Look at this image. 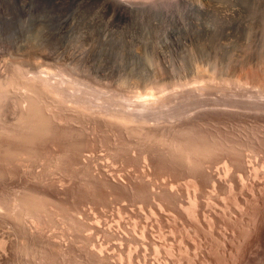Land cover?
I'll list each match as a JSON object with an SVG mask.
<instances>
[{"label": "rangeland", "instance_id": "374dc122", "mask_svg": "<svg viewBox=\"0 0 264 264\" xmlns=\"http://www.w3.org/2000/svg\"><path fill=\"white\" fill-rule=\"evenodd\" d=\"M227 1L0 0V264H264V19Z\"/></svg>", "mask_w": 264, "mask_h": 264}, {"label": "bare ground", "instance_id": "6f19581e", "mask_svg": "<svg viewBox=\"0 0 264 264\" xmlns=\"http://www.w3.org/2000/svg\"><path fill=\"white\" fill-rule=\"evenodd\" d=\"M93 1H96L97 3H100L102 6H101V8H105L106 9V11L108 12V13H113L115 16H117L118 18H120V19H126V18H130L131 20H132V18H134V20H137V18L139 19V18H141L142 20L143 19H147V20H153V19H151V18H153V17H151L152 15H154L155 13H157V12H163L164 10L163 9H158V8H160V7H157L158 5H160V4H153V5H151V6H149L148 4H150V2H162V0H93ZM217 0H177V2H176V5H174V6H177V9H175L174 11H172L171 13H170V17H171V19L172 20H174V22H173V24H175L176 25V22L177 23H182L181 21H183L184 19H186L185 17H188L189 18V15L191 14V12L193 11L194 13H192L193 15L195 14V13H197V12H200L199 14H203V15H205V16H209V14L210 15H214L215 16V18H217V13H215V12H217L216 11V9H214V11H212V9H211V5L214 3V2H216ZM219 1V0H218ZM221 1V0H220ZM224 1H227V0H224ZM231 3H232V5L233 6H229V4L230 3H228V1L226 2V3H228L227 5H228V7L230 8V10L229 11H231L232 12V17H234V18H231L232 20L233 19H235V17L236 16H234V15H236L237 14V12H239L240 13V11H239V7H241L242 8V6L245 8V10H246V8L247 7H249L252 11V13L254 12L255 14L257 13V14H259L260 15V17L262 18V19H264V0H229ZM216 4V3H215ZM223 5V4H222ZM225 5V4H224ZM223 5V6H224ZM231 5V4H230ZM219 6V5H218ZM227 7V9H229ZM233 7V8H232ZM32 8V7H31ZM222 8V7H221ZM219 9V10H222V9ZM232 8V9H231ZM244 8H243V10H244ZM29 9V8H28ZM227 9H226V11H227ZM238 9V10H237ZM250 9H249V11H247L248 12V14L249 13H251L250 12ZM34 10V9H33ZM225 9H224V7H223V10L222 11H224ZM222 11H220L221 13H225V11L224 12H222ZM211 12H214V13H211ZM231 12H229V13H231ZM251 13V14H252ZM254 13L252 14V15H254ZM198 14V13H197ZM228 14V13H227ZM240 14H242V13H240ZM240 14H239V16H238V19L240 20ZM245 14H246V16H247V13H243V15L245 16ZM250 15V14H249ZM202 16V15H201ZM231 16V15H230ZM244 16H241V18L242 17H244ZM254 16H257V15H254ZM254 16H251V18L252 17H254ZM204 17V16H203ZM210 17V16H209ZM208 17V18H209ZM218 17L220 18L221 16H219L218 15ZM228 17H229V15H228ZM249 17V16H248ZM191 18V17H190ZM193 18V17H192ZM195 18H196V16H195ZM207 18V19H208ZM215 18H214V20H215ZM237 18V17H236ZM244 18H247V17H244ZM250 18V17H249ZM194 19V18H193ZM191 20L192 21V24H191V26L192 25H194L193 23L195 22V20ZM210 19V18H209ZM218 19V18H217ZM230 19V18H229ZM228 19V20H229ZM243 19V18H242ZM241 19V20H242ZM248 19V18H247ZM253 19V18H252ZM251 19V20H252ZM261 19V20H262ZM67 20V19H66ZM140 20V19H139ZM236 20V19H235ZM259 20V19H258ZM68 21V20H67ZM133 21V20H132ZM141 21V20H140ZM194 21V22H193ZM238 21V20H237ZM245 21H246V19H245ZM245 21H243V22H245ZM250 21V20H249ZM149 22H151V21H149ZM189 22H190V20H189ZM233 22L234 23H236L234 20H233ZM241 22V21H240ZM258 22V21H257ZM263 22V21H262ZM230 23H232V21L230 22ZM234 23H232V24H234ZM237 23H239V21L237 22ZM155 25V23L154 22H152V23H150V25ZM189 24V23H188ZM263 24V23H262ZM178 25V24H177ZM176 25V26H177ZM241 25H242V23H241ZM249 25V24H248ZM259 25V24H258ZM187 26V25H186ZM188 26H190V25H188ZM252 26V25H251ZM64 27V26H63ZM60 28L55 34V36L56 37H61L62 38V40H64V38H65V36H67V35H69V32L67 31V30H65L64 28ZM230 27V26H229ZM234 27H236V26H234ZM248 27V26H247ZM249 28V27H248ZM209 31L210 30H212V28L211 27H209V29H208ZM229 30V29H228ZM19 31V30H18ZM187 32V30H184V32ZM230 31V30H229ZM27 32V30H23V31H21V32H19L20 34H23V33H26ZM185 32V34L187 35V33ZM212 32V31H211ZM19 33H17V34H19ZM264 34V33H263ZM184 35V34H183ZM204 71V70H203ZM37 78V77H36ZM29 80V79H28ZM33 88V87H32ZM156 88V87H155ZM184 92V91H183ZM191 94V93H190ZM200 94H202L201 92H200ZM157 96V95H156ZM162 96V95H161ZM189 97V96H188ZM187 97V98H188ZM203 97V96H202ZM201 97V98H202ZM159 99V98H158ZM187 100V99H186ZM198 100V99H197ZM149 101V100H148ZM148 101H147V103H148ZM32 102V101H31ZM35 103V102H34ZM147 103H145V104H147ZM150 103V102H149ZM157 103V102H156ZM200 104V103H199ZM204 104V103H203ZM150 105V104H149ZM229 105V104H228ZM141 106H143L144 108L146 107V106H148V104L147 105H144V104H142ZM141 106H139V107H141ZM231 106V105H230ZM139 107H137V108H139ZM150 107V106H149ZM148 107V108H149ZM219 108V107H218ZM220 108H221V106H220ZM36 109V108H35ZM214 109V108H213ZM226 109V108H225ZM136 110V109H135ZM193 110V109H192ZM229 110V109H228ZM34 111V110H33ZM131 111V110H130ZM143 110H141V111H139V112H142ZM145 111V110H144ZM199 111V110H198ZM225 111V110H224ZM133 112V111H132ZM151 112V111H150ZM156 112V111H155ZM228 112V111H227ZM123 113V112H122ZM138 113V112H137ZM131 114V113H130ZM139 114V113H138ZM189 114H191V113H189ZM120 115H122V114H120ZM124 115V114H123ZM192 115H195V114H192ZM147 116V115H146ZM159 116V115H158ZM120 117V116H119ZM118 117V118H119ZM136 118V117H135ZM188 119V118H187ZM137 121V120H136ZM179 121V120H178ZM175 124V123H174ZM158 127V126H157ZM176 127V126H175ZM153 128V127H152ZM162 130V129H161ZM170 131V130H169ZM149 132V131H148ZM173 147V146H172ZM204 151V150H203ZM189 153V152H188ZM149 156V155H148ZM89 157V156H88ZM243 158V157H242ZM232 159V158H231ZM245 159V158H244ZM244 159H238V162H240V163H238L239 164V168H241V172L242 171H244L245 173H249L250 172V170H249V166H248V164H247V162L246 161H244ZM235 160V159H234ZM84 161H85V159H84ZM84 161H82V162H84ZM233 161V160H232ZM145 162V161H144ZM151 162V161H150ZM235 162V161H234ZM147 163V162H146ZM232 163V162H231ZM249 163V162H248ZM85 164V163H84ZM89 164H90V162H89ZM151 165V164H150ZM155 165V164H154ZM235 165V164H234ZM235 165V166H236ZM250 165V164H249ZM89 166V165H88ZM236 166V167H237ZM235 167V168H236ZM251 167V166H250ZM106 168V167H105ZM97 170V169H96ZM100 170H101V168H100ZM204 170H206V169H204ZM110 171V170H109ZM190 171V170H189ZM209 171V170H208ZM218 171V170H217ZM238 172H239V169L237 170ZM99 172V171H98ZM102 172V171H101ZM104 173L106 172V170L105 171H103ZM108 172V171H107ZM106 172V173H107ZM97 173V172H96ZM111 173V172H110ZM95 174V173H94ZM99 174V173H98ZM145 174V173H144ZM210 174V173H209ZM211 174H213V173H211ZM96 175V174H95ZM215 175H217L216 174V172H215ZM101 176V175H100ZM104 176H105V180H106V178L107 179H109V183H110V181H112L111 180V177H109V173H107V174H104ZM221 176V175H220ZM209 177V176H208ZM210 177H211V179H210V181L212 180V182H214V184H216V183H220L222 180H220L221 179V177H219V178H217L216 176H214V175H210ZM226 177V176H225ZM224 177V178H225ZM100 179H102V178H100ZM99 179V180H100ZM113 179V178H112ZM113 181H114V179H113ZM226 181V180H225ZM115 182V181H114ZM113 182V183H114ZM223 182V181H222ZM121 183V182H120ZM208 183V182H207ZM116 184H117V182H116ZM109 185V184H108ZM120 185V184H119ZM218 185V184H217ZM118 186V185H117ZM118 188V187H117ZM153 190H154V188H153ZM158 190H160V189H158ZM195 190V189H194ZM160 192V191H159ZM154 193H156V192H154ZM261 193V192H260ZM158 194V193H157ZM232 195V194H231ZM149 196V195H148ZM263 196V195H262ZM151 197V196H150ZM160 197V196H159ZM256 198H258V197H256ZM255 199V198H254ZM156 201V200H155ZM154 201V202H155ZM153 202V203H154ZM257 202V201H256ZM194 203V202H193ZM196 203H197V201H196ZM250 204V203H249ZM256 207V206H255ZM258 207V206H257ZM35 208V207H34ZM257 209V208H256ZM249 211V210H248ZM259 211V210H258ZM251 222H250V224L252 225H255V221H256V219H257V210H252L251 211ZM260 215V214H259ZM191 216V215H190ZM195 216V215H194ZM260 218V217H259ZM251 225H248L249 227L251 226ZM252 228V227H251ZM254 228H255V226H254ZM243 229H244V227H243ZM106 230V229H105ZM247 231H245V233H246ZM253 232V231H252ZM242 234H244V233H242ZM246 235H247V233H246ZM252 235V234H251ZM248 236V235H247ZM243 237V236H242ZM244 237H245V234H244ZM244 237H243V240L245 241V239H244ZM234 240V239H233ZM244 243V242H243ZM240 244V243H239ZM222 245V244H221ZM237 246V245H236ZM238 246H240V245H238ZM232 247H234V246H232ZM242 247V246H241ZM235 248V247H234ZM238 247H237V251H238ZM241 249V248H240ZM98 251V250H97ZM234 251V250H233ZM233 251L231 252V253H229V255H230V257H231V255H232V253H233ZM244 251V250H243ZM242 251V252H243ZM109 252V251H108ZM114 252V251H113ZM239 252V251H238ZM107 253V252H106ZM236 253V252H235ZM107 254H109V253H107ZM114 254V253H113ZM101 255V254H100ZM110 255V254H109ZM224 255V254H223ZM234 255V254H233ZM239 256V255H238ZM233 257V256H232ZM211 258V257H210ZM221 259V258H220ZM220 259H219V261H220ZM107 260V259H106ZM222 260V259H221ZM110 261V260H109ZM108 261V262H109ZM111 262V261H110ZM103 263V262H102ZM113 263V262H112ZM220 263H221V261H220Z\"/></svg>", "mask_w": 264, "mask_h": 264}]
</instances>
